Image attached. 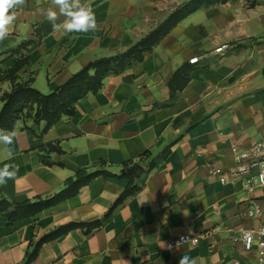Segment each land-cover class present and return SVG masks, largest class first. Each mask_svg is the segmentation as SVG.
Returning a JSON list of instances; mask_svg holds the SVG:
<instances>
[{
    "label": "crops",
    "instance_id": "0c3cea01",
    "mask_svg": "<svg viewBox=\"0 0 264 264\" xmlns=\"http://www.w3.org/2000/svg\"><path fill=\"white\" fill-rule=\"evenodd\" d=\"M187 1L81 0L91 4L95 31L36 37L37 27L50 24L46 9L55 6L27 0L0 43V109L17 59L28 63L15 83L31 79L50 94L87 63L127 50ZM193 57L198 62L189 64ZM184 64L189 81L171 99L169 81ZM44 125L21 118L13 143L0 144V168L19 169L0 196L17 203L51 197L80 169L109 175L33 217L8 224L0 216V264H23L35 243L59 227L95 222L100 226L89 232L77 228L43 243L29 264H178L182 255L195 264H255L259 242L246 252L240 235L264 226V215L247 214L264 203V189L248 193L242 186L255 170L237 179L230 172L237 151L264 139V0L198 9L141 62L79 99L72 116L45 132ZM129 187L137 191L103 220ZM180 235L199 242L169 251L167 242Z\"/></svg>",
    "mask_w": 264,
    "mask_h": 264
},
{
    "label": "trees",
    "instance_id": "16d2710c",
    "mask_svg": "<svg viewBox=\"0 0 264 264\" xmlns=\"http://www.w3.org/2000/svg\"><path fill=\"white\" fill-rule=\"evenodd\" d=\"M226 1L228 0H188L178 6L162 23L157 25L127 50L110 57L99 58L87 63L65 83L47 95L34 89L31 85V79L25 82L15 83L16 74L28 63V57L17 59L6 74V78L10 80L13 85L10 92L1 97L3 105L0 109V129L12 131L15 123L19 119L32 118L35 122H44L43 132L47 131V129L61 117L72 116L75 112V104L78 100L88 93L99 91L106 77L120 74L133 65L141 62L144 55L157 46L161 39L188 15L200 8L224 3ZM51 30H53L51 23H44L34 30V34L36 37H40L43 34L51 32ZM29 43L30 42L27 44ZM22 46L23 45H21L19 49L22 48ZM190 71V66L184 64L173 74L172 79L169 81L171 99L175 98V90H180L187 84L190 78ZM99 175L107 176L109 174L105 171L89 173L84 169H80L75 173L74 177L65 181L64 187L60 192L48 198L38 197L34 200H25L17 203L10 202L0 196V216L5 217L8 224H12L20 219L33 217L41 211L76 195L91 179ZM136 191V188H127L109 209L107 214L103 217V220L109 218L117 204L126 197L133 195ZM100 224L101 222L88 225L68 224L55 229L35 243L32 251L26 254L23 264H29L34 260L39 247L43 243L54 240L77 228H85V232H89V230L100 226Z\"/></svg>",
    "mask_w": 264,
    "mask_h": 264
},
{
    "label": "clouds",
    "instance_id": "9594fccd",
    "mask_svg": "<svg viewBox=\"0 0 264 264\" xmlns=\"http://www.w3.org/2000/svg\"><path fill=\"white\" fill-rule=\"evenodd\" d=\"M26 2L27 0H0V43L10 35V27L17 19V10L23 8ZM52 5L55 7H48L44 15L51 23L54 32L63 30L65 33H87L97 29L96 16L90 3H82L81 0H52ZM60 16H63L64 20L57 23ZM15 136L14 130L0 129V144L11 145ZM260 167L264 169V162ZM18 170L15 164H6L0 168V186L13 179ZM248 239L251 240V234L248 235ZM183 240L184 238H181V241L177 242V249L183 244ZM168 250L171 251L172 246H168ZM178 264H195V261L190 260L187 255H182Z\"/></svg>",
    "mask_w": 264,
    "mask_h": 264
},
{
    "label": "built area",
    "instance_id": "2783aa9c",
    "mask_svg": "<svg viewBox=\"0 0 264 264\" xmlns=\"http://www.w3.org/2000/svg\"><path fill=\"white\" fill-rule=\"evenodd\" d=\"M221 48L217 49L219 52ZM198 62L197 57L189 59V64H195ZM264 162V139L260 140L255 146L247 150H239L235 153V166L230 172V176L233 179H237L243 175L250 173L255 170L256 173L253 177L247 178L242 182L244 190L248 193L254 191L255 189H264V169L260 167L261 163ZM220 182H225L224 177L219 178ZM247 214L250 218H259L264 215V203L257 204L253 203L250 209L247 211ZM264 226L259 227L258 229H251L241 232V241L243 243V248L246 252H250L254 248V242L257 240L259 242L258 247L255 249L256 253V263L255 264H264ZM251 234V240L249 241L248 235ZM181 238H184L182 241L183 244L179 245H197L199 242L198 237H189L187 235H180L176 239H172L167 242L166 247L172 246L176 248L178 241H181ZM178 246V247H179ZM234 264H239L234 262Z\"/></svg>",
    "mask_w": 264,
    "mask_h": 264
}]
</instances>
